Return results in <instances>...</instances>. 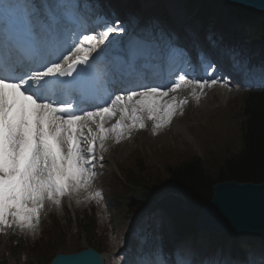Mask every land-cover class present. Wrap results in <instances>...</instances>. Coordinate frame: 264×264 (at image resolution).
<instances>
[{
	"label": "snow or ice",
	"instance_id": "1",
	"mask_svg": "<svg viewBox=\"0 0 264 264\" xmlns=\"http://www.w3.org/2000/svg\"><path fill=\"white\" fill-rule=\"evenodd\" d=\"M2 16L13 21L7 5L3 6ZM119 30L124 31L122 27ZM28 35L31 39L22 37L19 24L13 21L0 44V72L24 69L14 78L0 76V225H7L11 218L21 227L31 228L46 202L58 205L66 194L90 185L96 174L94 162L103 158L96 156L97 142L103 150L110 133L119 138L130 107L132 112H146L158 121L163 110L166 119L171 120L175 103L163 107L157 97L167 93L157 87L143 85L147 90L137 93L131 89L138 85L123 78L97 79V70L89 61V54L95 51L92 36H84L72 57H61L33 31ZM54 36L55 32L47 39ZM84 42L90 46L85 48ZM101 55L102 51L97 52V57ZM59 59L64 62H57ZM79 65L85 67L78 68ZM34 68L43 70L33 71ZM196 83L204 87L208 81ZM108 88L113 94H129L112 99L106 91L101 94ZM109 101L110 106H102ZM89 107L95 110H86ZM117 109L121 113L119 120L106 126L117 115ZM78 111L82 114H76Z\"/></svg>",
	"mask_w": 264,
	"mask_h": 264
},
{
	"label": "rangeland",
	"instance_id": "2",
	"mask_svg": "<svg viewBox=\"0 0 264 264\" xmlns=\"http://www.w3.org/2000/svg\"><path fill=\"white\" fill-rule=\"evenodd\" d=\"M145 5L148 6L146 3ZM147 11H154V9L148 8ZM211 11L212 10L209 12ZM244 28H246V26ZM132 29V25H128V28L125 31H120L118 28H115L113 29V32L115 36H118V40H123L122 37L125 38V36L133 34ZM213 79L217 81L215 84L211 83ZM216 84L226 86L223 82L218 81V79L214 77L208 80V83L205 84L204 87L206 88L207 85ZM204 87L189 82L179 86V88L175 87L177 89L176 93L170 94L165 98L158 96L157 99L161 101L163 107H166L169 103H173V101L176 104V100H178L179 97L182 99L181 101L178 100L177 105H175V111L171 120H168L167 124L158 121L156 122V127L154 126V118L149 116L148 113H134L130 107L127 116H125V130L119 138L116 137L115 133H110L108 139L105 141L103 150L99 148V143L97 144V153L98 151H101L103 158H97L94 162L93 170L96 174L86 190L89 197L81 198L79 197L81 193L79 196L73 197L72 204L75 211L77 213H82L83 210L89 209L92 205L95 206L97 213L105 214L100 221L102 226L100 229L103 234H106V225L102 222H106L104 203L100 200V196L94 193L96 190H104L102 191L104 194L108 185L107 183L110 180L109 176L113 164H121L122 171L129 172L131 175H135L136 172L140 173L139 162L144 159L142 158L143 155L138 154L136 150L139 145H141L144 150H148L151 153L156 152L157 159H159L164 165L158 168V161L155 163L149 158L146 163H142L144 166V173L151 176L154 180V184L152 185L157 189L163 188L170 179L168 165L165 166V162L170 161L174 163L177 161V158L181 161L189 156L191 157L193 153L196 154V156L203 158V160L208 163L207 166L210 171H212L210 173L214 174L218 167V164L214 162L217 161V154L225 156L229 154L230 156L232 155V152L235 153V151L241 146L240 124L243 120V116L240 108L243 96L241 89L243 88H240L239 90L232 89V93L230 92L228 95L224 94V96H220L214 94L210 97L205 95L202 97L196 92V90H194L195 88L203 89ZM223 98L225 99L222 100ZM163 112L164 111L162 110L160 114ZM120 115L121 113L119 112V109H117V115L109 119L106 126L110 127L112 124L116 123L119 120ZM133 116L136 118L133 119ZM171 121L178 123L180 126L179 128L182 130L181 133L178 132V128H174V125H172V127L169 126ZM141 124L144 126L141 127ZM158 124L159 126H157ZM97 153L96 156L100 157ZM48 206L52 211L50 214L55 213L53 206L50 205L49 202H46L45 207L41 210L40 214L41 223L48 221L50 218L48 217L50 214L48 215L47 212ZM58 215L62 222H64L66 211H62ZM122 217L123 215H121V218ZM124 222L123 236L125 235V232L132 227V221L125 220ZM42 226L43 225H41V228ZM154 227L156 228V233L158 232L157 230L163 231L166 236L170 237L171 240H174V233L168 219L161 215H157L154 220ZM25 228L30 232L32 240H35L40 235V227L36 228V225L31 228ZM118 234L121 235L122 232H118ZM208 239L209 237L206 235L203 237L205 245L208 243ZM105 241L107 242L108 247H111L114 250H117L118 246H121L119 245L121 243L118 242L116 237L112 238L110 236V238L105 239ZM230 243L231 240L226 242L227 248ZM185 249V247L182 248V251L184 252ZM189 251L191 254L198 253L197 256H200L202 252L198 247H194L193 250L189 249ZM225 256L224 264H228L230 262V256L227 251L225 252Z\"/></svg>",
	"mask_w": 264,
	"mask_h": 264
},
{
	"label": "trees",
	"instance_id": "3",
	"mask_svg": "<svg viewBox=\"0 0 264 264\" xmlns=\"http://www.w3.org/2000/svg\"><path fill=\"white\" fill-rule=\"evenodd\" d=\"M201 1L206 5L204 16L226 27L227 31L233 34L232 37H237L240 33H246L243 37H249L256 32L262 35L264 46V13L235 5H225L228 7L225 11L223 3L218 0ZM213 2L216 4H212ZM210 10L212 11L209 12ZM240 110L243 116L240 124L241 146L230 156L217 154V161L214 162L218 167L216 171L214 169V174L210 173L212 171L207 166L208 163L194 153L181 161L177 158L174 163L165 162V166L168 165L170 179L168 178L167 184L159 190L152 185L154 180L151 177L131 175L128 172L129 179L135 185L146 186L140 190L130 189L127 207L135 211L144 204V200L150 201L155 198L157 192H172L159 206L171 219L177 232L193 234L195 218L200 208L211 199L215 182L222 180L264 182V90L245 92ZM93 227L92 220L86 224V232L90 234ZM50 244L54 245L53 242Z\"/></svg>",
	"mask_w": 264,
	"mask_h": 264
},
{
	"label": "water",
	"instance_id": "4",
	"mask_svg": "<svg viewBox=\"0 0 264 264\" xmlns=\"http://www.w3.org/2000/svg\"><path fill=\"white\" fill-rule=\"evenodd\" d=\"M264 13V0H223ZM196 230L228 235L264 234V182L225 180L213 185L211 199L201 207ZM92 249L75 255H58L51 264H101Z\"/></svg>",
	"mask_w": 264,
	"mask_h": 264
},
{
	"label": "bare ground",
	"instance_id": "5",
	"mask_svg": "<svg viewBox=\"0 0 264 264\" xmlns=\"http://www.w3.org/2000/svg\"><path fill=\"white\" fill-rule=\"evenodd\" d=\"M87 30H86V28H85V32H86ZM136 39H138L136 36H134V38L133 39H131V41H130V43H131V46H130V50L131 51H134L135 49H139L140 48V43L136 40ZM72 42V41H71ZM194 90H196V92L197 93H199L202 97H204V95L205 96H211V95H214V94H217V95H220V96H224V94L225 95H228L229 93H228V91H229V88H228V86H223V85H221V84H216V85H207L206 86V88L204 87L203 89H201V88H195ZM172 91H167L166 93H167V95L166 96H168V94L169 93H171ZM174 93H176V90H175V92ZM195 93V92H194ZM216 96V95H215ZM226 98V97H225ZM225 98H223L222 100H224ZM181 97H179L178 98V100L179 101H181ZM178 100H176V104L175 105H177V103H178ZM174 102V101H173ZM160 116H161V119L159 120L160 122H163V123H168V120L166 119V117H165V113L163 112L162 114H160ZM155 120V127H156V122H158V120H156V119H154ZM174 122V123H173ZM172 125H174V128H178L177 130H178V132H180L181 133V128H179L180 126L178 125V123L177 122H175V121H171L170 123H169V126L170 127H172ZM154 128V127H153ZM87 190V188L86 189H81L79 192H74V193H72L71 195H73V197H77V196H79L80 195V193H81V195L79 196V197H81V198H85V197H87V195H88V192L86 191ZM39 220V219H38ZM38 220L37 221H34V224H36L37 222H38Z\"/></svg>",
	"mask_w": 264,
	"mask_h": 264
}]
</instances>
